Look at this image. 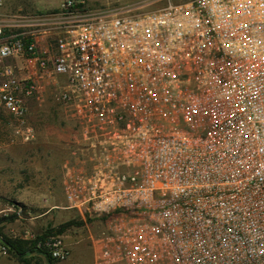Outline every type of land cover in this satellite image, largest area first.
Listing matches in <instances>:
<instances>
[{
  "label": "built area",
  "instance_id": "1",
  "mask_svg": "<svg viewBox=\"0 0 264 264\" xmlns=\"http://www.w3.org/2000/svg\"><path fill=\"white\" fill-rule=\"evenodd\" d=\"M82 4L0 24V107L24 121L54 88L76 129L60 207L94 264H264V0Z\"/></svg>",
  "mask_w": 264,
  "mask_h": 264
},
{
  "label": "rangeland",
  "instance_id": "2",
  "mask_svg": "<svg viewBox=\"0 0 264 264\" xmlns=\"http://www.w3.org/2000/svg\"><path fill=\"white\" fill-rule=\"evenodd\" d=\"M62 1L0 0V24L26 15L56 13ZM168 1L83 0L80 8L82 13L89 15L143 12L163 6ZM7 63L9 61L0 62V70ZM3 82L0 74V84ZM53 89L46 88L41 102L32 98L27 100L24 121L0 107V264H33L39 261L36 250L30 258L27 257L30 259L28 262L18 259L1 239L5 236L11 240H22L20 235L25 229H31L36 235L51 229V235L62 237L69 255L63 260L55 259V264H69L80 258L71 248L76 239L80 241L74 242L73 246L89 242L87 228L79 222L73 210L53 207L54 197L62 193V164L76 145L74 124L53 97ZM62 199L64 205V195ZM68 221L72 224L57 233L58 227ZM90 226L95 228L97 224Z\"/></svg>",
  "mask_w": 264,
  "mask_h": 264
},
{
  "label": "trees",
  "instance_id": "3",
  "mask_svg": "<svg viewBox=\"0 0 264 264\" xmlns=\"http://www.w3.org/2000/svg\"><path fill=\"white\" fill-rule=\"evenodd\" d=\"M70 224H72V221H68L64 224H61L57 229V233L62 232L64 228ZM51 233H52L51 229H46L42 233L37 234L36 239L34 241H29L24 239L11 240L5 236H1V239L4 242V244L7 246L8 250L11 251L13 254H15V256L22 261L28 262L30 259L27 258V255L36 250L37 252L42 253L46 257L48 264H55V259L51 257L47 249L45 247H37L36 245L37 241L46 240L51 235Z\"/></svg>",
  "mask_w": 264,
  "mask_h": 264
},
{
  "label": "crops",
  "instance_id": "4",
  "mask_svg": "<svg viewBox=\"0 0 264 264\" xmlns=\"http://www.w3.org/2000/svg\"><path fill=\"white\" fill-rule=\"evenodd\" d=\"M4 22H6V21H4ZM62 196H63V190H62V193H61V195L59 197H56V198L54 197V206L53 207H56V208L59 207V208H61L58 205H61V206L63 205V203H62L63 202L62 201L63 200L62 199ZM61 209L71 211V209H65V208H61ZM69 211H65V213H68ZM79 241H80V239H76V241H74V242H79ZM74 242L71 244L72 245L71 248L75 252H77V254L79 255L80 258H78L77 260H73L69 264H94V254H93V249H92V246H91L90 241L88 243H82V244L77 245V246H73L74 245ZM31 254H33V252H31L30 254H28L27 257L30 258V255ZM37 255H38L39 261L37 263H33V264H48L47 260L46 259L44 260L45 257H44V255L42 253H37Z\"/></svg>",
  "mask_w": 264,
  "mask_h": 264
}]
</instances>
